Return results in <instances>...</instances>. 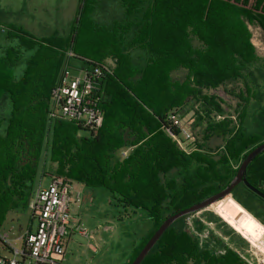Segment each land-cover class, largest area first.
<instances>
[{"label":"trees","instance_id":"trees-1","mask_svg":"<svg viewBox=\"0 0 264 264\" xmlns=\"http://www.w3.org/2000/svg\"><path fill=\"white\" fill-rule=\"evenodd\" d=\"M94 4L81 0L66 40L37 41L15 28L7 33L12 46L8 59L0 62V99L7 94L12 110L5 134L0 133V230L10 212L30 206L49 141L52 177L107 189L125 210H143L150 216L153 230L126 263L132 264L167 217L228 187L248 154L264 143V127L262 134L249 136L241 127L231 128L234 122L225 117L224 102L205 95V90L242 79L244 66L260 59L250 26L264 33V0H124L126 19L111 27L94 21ZM134 27L130 44L146 53L140 68L126 49L127 33ZM68 49L90 62L111 58L115 63L111 71L102 69L105 119L96 133L51 117V94ZM22 50L34 55L18 79L11 68ZM180 71L186 72L185 78L176 80ZM194 99L203 101L209 119L216 115L214 122L208 121L212 134L228 136L220 153L209 154L198 145L187 154L165 131L168 115ZM2 123L0 119V128ZM126 148H132L129 157L116 158ZM194 165L195 173L188 174ZM246 178L264 192V152L249 165ZM231 202L254 216L246 203L240 202L242 207ZM181 220L168 228L141 264H243L231 249L219 257L202 248L191 232L177 225Z\"/></svg>","mask_w":264,"mask_h":264},{"label":"rangeland","instance_id":"rangeland-1","mask_svg":"<svg viewBox=\"0 0 264 264\" xmlns=\"http://www.w3.org/2000/svg\"><path fill=\"white\" fill-rule=\"evenodd\" d=\"M114 1L115 0H98L97 6L94 4V17L96 22L111 27L113 21L123 18L125 12L124 3L120 4L121 0H117L119 3H113ZM79 2L80 0H67L66 9L63 13L67 24L70 22L74 12L77 14L76 11ZM2 29L4 28L1 26L0 30L2 31ZM135 29L134 27L127 33L128 39L126 49L132 56L135 66L140 68L145 64L146 53L137 47H132L130 44L131 39L136 34ZM250 30L252 33V42L257 49L260 59L253 64L244 66V77L242 79L230 82L226 86H222L218 89L205 90V95L217 97L224 102L223 108L226 114L225 117L232 119L234 122L231 128H233V126L237 128L241 127L242 133L247 136L262 134L264 127V33L258 26H250ZM6 36L7 33L5 36L0 35V62L8 59L7 52H9V47L12 46L10 40H8ZM33 55L34 53L32 51L22 50V52L16 56L15 66L10 68L17 78L18 74L20 76L24 72L26 63ZM100 64L104 65L109 70L114 68L109 58L100 62ZM91 67L92 65L75 55L72 57L67 56L64 68H66L69 78H73L82 75L83 70H88ZM185 75V71H180L176 73L174 77L176 80H183ZM11 110V101L6 94L5 97L2 96L0 99V119L3 120L0 133L3 135L7 130V119L11 114ZM55 113L61 116L60 108H56ZM181 114L183 115L184 121L189 124L193 133L194 147L197 148L198 145H202L205 151L212 155L220 153L221 149L223 150L228 136L217 137L208 129V121L212 120L214 122L216 115H212L209 119L204 111L203 101L192 100L185 109L181 111ZM243 115H245L244 120L240 122L239 119H241ZM82 134L87 135L88 132L83 131ZM48 143L49 141L46 142L44 147V152L39 164L40 166L38 167V172L35 177L33 191L38 189L41 178L44 179L42 185L44 187L48 185L49 179L42 175L44 170V175H51L52 173ZM116 158L121 160L118 153L116 154ZM237 166V163H234L232 168L235 169ZM196 168L197 166L194 165L187 173L194 174ZM225 169L227 170V168H222L221 171L223 172ZM173 176H175V174H173ZM74 184H76V186L79 185L77 183H73V185ZM87 189L89 194L82 196L83 202L87 206L86 211L75 213L73 204V209H71L72 217L79 216L82 221L80 222V228L87 229L91 235L94 233L101 245V249L97 254L88 253L90 258H93L94 263L92 264H118L128 253L131 243L140 240L141 236L146 233V235H148V230H153L154 223L147 212L143 210H125V208L120 206L112 198L111 193L107 189L91 187H87ZM34 197L35 194L31 197V204L34 201ZM227 197L228 198H224L191 216L188 215L181 218L182 220L178 222L177 225L182 226L189 232L192 231L191 226H193L194 229H202L208 225V227L210 226L216 232V235L221 237L224 243L234 245L235 248L242 254H245L250 260L251 257L247 251L250 250L251 243H255L256 240H259L264 233V203L245 191L241 185L237 186L233 194ZM233 200L237 201L240 205V202L246 203L254 212V216L245 210L242 205L243 208L232 205L231 201ZM14 215H17L18 219L12 222V217ZM31 217V206L25 211L10 213L8 220L4 223V228L11 240H15L21 234L20 228H22L21 230L23 231L29 226ZM72 229L74 228L72 227ZM74 239L87 249L88 238L79 235L77 232L74 234ZM217 244L220 246L222 242H218ZM14 246L21 249L22 242L16 240L14 241ZM4 253L7 257H10L9 252ZM243 264L247 263L243 262Z\"/></svg>","mask_w":264,"mask_h":264},{"label":"built area","instance_id":"built-area-1","mask_svg":"<svg viewBox=\"0 0 264 264\" xmlns=\"http://www.w3.org/2000/svg\"><path fill=\"white\" fill-rule=\"evenodd\" d=\"M67 56H75L72 49H68ZM88 63L92 67L73 78H69L64 68L60 82L52 90L51 117L75 123L84 130L96 133L103 126L105 119L102 108L104 99L101 86L102 69L111 71L114 68L109 70L104 65L90 60ZM112 63L115 67V63L113 61ZM56 108H60L61 116L56 115ZM181 111H174L168 115L169 124L165 131L183 152L190 154L197 148L193 145V133L189 124L184 121ZM223 119L224 117H217V121ZM131 150L132 148L123 149L118 155L121 159H126ZM81 198L80 193L74 194L73 183L53 176L49 186L39 189L35 193L33 203L30 204L37 227L23 237L24 249H17L8 233L0 231V264H60L66 254L72 227L81 235H89L87 229L80 228L79 221L71 214L72 205L80 203ZM191 230L200 246L216 256H224L228 249H231L247 264H264V233L259 240L251 243L250 250L247 251L251 257L249 260L234 245L221 240L222 245L219 246L214 238V234L218 235L210 226L202 229H194L191 226ZM3 252H9L10 257L4 256Z\"/></svg>","mask_w":264,"mask_h":264},{"label":"crops","instance_id":"crops-1","mask_svg":"<svg viewBox=\"0 0 264 264\" xmlns=\"http://www.w3.org/2000/svg\"><path fill=\"white\" fill-rule=\"evenodd\" d=\"M95 1H96L95 5L97 6L98 0H95ZM80 2L78 3V6H77V11H76L77 14L79 11ZM66 3H67V0H0V27L2 26L4 28L2 29V31L0 30V35L5 36V34L8 33L7 31H10V29L12 30L13 28H15L23 32L24 35H26L27 37H30L37 41H44L45 39H48L50 37H59L63 40H66L70 35L72 25L77 17V14H75L74 12V15L70 19V22L68 24L66 23V20L64 19V14H63L66 9ZM113 3H119V2L115 0ZM123 3H124V0H121L120 4H123ZM93 19L95 21L94 14H93ZM125 19H126V7H125L123 18L120 20L113 21L112 25H114L115 22H123L125 21ZM96 23L100 26L110 27L109 25H106V24H100L98 22ZM66 58H67V51H65L64 53L63 64H62L58 79L56 81V84L60 82L62 73L64 71ZM109 59L111 60V58ZM83 60L88 63V59L87 60L83 59ZM22 74L20 76L18 74V79L21 78ZM5 96L6 95H4V97ZM44 174H45V170L42 175L43 177H46L49 179L48 185L44 187L42 185L44 179L41 178L38 189L34 191V194L39 189L47 188L49 186L52 176L49 174H46V175ZM74 185H73V192L75 195L77 193H80L82 196L89 194V191L87 189L88 186H85L82 184H79L78 186H76V184ZM71 209H73V205ZM86 209H87V206L84 204L82 198H81L80 203L74 204L75 213L77 212L82 213L83 211H86ZM14 212H18V211H12L10 213H14ZM10 213L7 215L6 220H8ZM73 218L78 220L79 224L80 222H82L79 216L73 217ZM15 219L16 220L18 219L17 215H14L12 217V222L16 221ZM36 227H37V223L33 219V217H31L29 226L23 231L21 230L22 228H20L21 234L15 240H11V239L10 240L13 242V244H14V241L16 240L21 241L22 248L20 250H23L25 247V241L23 237L26 235V233L30 231H34ZM0 231L7 233L5 231L4 225L2 226ZM150 231L151 230H148V232ZM76 233L77 232L74 229H72V232L70 234V238H69V241L66 247V254H65L64 260L60 262V264H92L94 263L93 258L92 257L90 258L88 253L91 252V254L92 253L97 254L100 251L101 245L99 244L98 239H96V236L94 233H92V235L89 233L88 236L82 235L83 237L88 238V244H87L88 250H87L85 249L84 245L80 244L78 241L74 239V234ZM146 234L141 236L140 240L138 241L136 240L131 243V247L128 250V253L125 255V257H123L118 262V264H126L129 261L133 251L139 246L140 242L147 236ZM79 235L81 234L79 233ZM85 251H88V252H85ZM2 254L5 256L4 252Z\"/></svg>","mask_w":264,"mask_h":264},{"label":"water","instance_id":"water-1","mask_svg":"<svg viewBox=\"0 0 264 264\" xmlns=\"http://www.w3.org/2000/svg\"><path fill=\"white\" fill-rule=\"evenodd\" d=\"M264 152V143L258 145L253 151H251L248 156L244 159L242 164L239 167V170L236 174V177L234 180L230 183L228 187L223 189L222 191L218 192L217 194L205 199L204 201L197 203L185 210H182L180 212H177L165 219L163 224L159 227V229L154 233V235L150 238V240L147 242V244L144 246V248L141 250L139 255L136 257V259L132 262V264H141V262L144 260V258L147 256V254L153 249V247L157 244L159 239L162 237V235L168 230V228L177 220L197 213L212 204H215L219 202L220 200L226 198L227 196L231 195L232 192L235 190V188L241 184H243L247 189L255 193L257 196H259L261 199L264 200V192L261 190L255 188L252 186L247 178V170L249 165L253 162V160Z\"/></svg>","mask_w":264,"mask_h":264},{"label":"bare ground","instance_id":"bare-ground-1","mask_svg":"<svg viewBox=\"0 0 264 264\" xmlns=\"http://www.w3.org/2000/svg\"><path fill=\"white\" fill-rule=\"evenodd\" d=\"M226 198H228V197H226ZM226 198H225V199H226Z\"/></svg>","mask_w":264,"mask_h":264}]
</instances>
